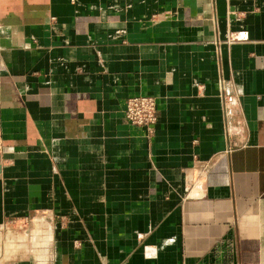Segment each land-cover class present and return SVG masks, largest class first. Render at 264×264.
<instances>
[{"label": "crops", "instance_id": "obj_1", "mask_svg": "<svg viewBox=\"0 0 264 264\" xmlns=\"http://www.w3.org/2000/svg\"><path fill=\"white\" fill-rule=\"evenodd\" d=\"M0 131L5 264H264V0H0Z\"/></svg>", "mask_w": 264, "mask_h": 264}, {"label": "rangeland", "instance_id": "obj_2", "mask_svg": "<svg viewBox=\"0 0 264 264\" xmlns=\"http://www.w3.org/2000/svg\"><path fill=\"white\" fill-rule=\"evenodd\" d=\"M37 229L36 220H25L2 226L0 228V263L5 264L12 259L37 254ZM26 230L31 231L25 232ZM46 233L41 232V236L44 237Z\"/></svg>", "mask_w": 264, "mask_h": 264}, {"label": "built area", "instance_id": "obj_3", "mask_svg": "<svg viewBox=\"0 0 264 264\" xmlns=\"http://www.w3.org/2000/svg\"><path fill=\"white\" fill-rule=\"evenodd\" d=\"M124 114L132 125L144 127L148 133H152L158 117L155 96L141 94L127 98ZM2 152L3 137L0 131V154Z\"/></svg>", "mask_w": 264, "mask_h": 264}, {"label": "bare ground", "instance_id": "obj_4", "mask_svg": "<svg viewBox=\"0 0 264 264\" xmlns=\"http://www.w3.org/2000/svg\"><path fill=\"white\" fill-rule=\"evenodd\" d=\"M46 243H47V241L42 242L41 243V248H43L46 245ZM39 247H40V245H39ZM43 257H45V256H43Z\"/></svg>", "mask_w": 264, "mask_h": 264}]
</instances>
